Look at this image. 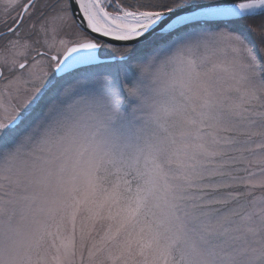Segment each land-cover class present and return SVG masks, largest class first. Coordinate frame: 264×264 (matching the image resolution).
Here are the masks:
<instances>
[{
	"label": "snow or ice",
	"instance_id": "obj_1",
	"mask_svg": "<svg viewBox=\"0 0 264 264\" xmlns=\"http://www.w3.org/2000/svg\"><path fill=\"white\" fill-rule=\"evenodd\" d=\"M257 13L0 0V264H264Z\"/></svg>",
	"mask_w": 264,
	"mask_h": 264
},
{
	"label": "rangeland",
	"instance_id": "obj_2",
	"mask_svg": "<svg viewBox=\"0 0 264 264\" xmlns=\"http://www.w3.org/2000/svg\"><path fill=\"white\" fill-rule=\"evenodd\" d=\"M52 2H54L53 0H51V3L50 4H53ZM127 2V0H126ZM45 11H48V9H44ZM255 15H260L259 13L255 14ZM253 15V16H255ZM241 25H243L244 27L248 28V29H253V28H257L261 25H264V18L263 19H253L251 21H248V24L246 23H241ZM77 31V29L75 28V26H72L70 29L67 30L68 34H74L75 32ZM102 51V56H103V50ZM104 69L103 68H100V69H80L79 72H85V71H103ZM78 72V74H79ZM75 73V72H74ZM73 74V73H72ZM76 74V75H78ZM75 75V76H76ZM75 76H72V77H65L63 76V78L61 79L60 83L61 85H69L73 82ZM54 95L55 93H50L49 96H47V98H45V101H49L51 100L52 98H54Z\"/></svg>",
	"mask_w": 264,
	"mask_h": 264
},
{
	"label": "trees",
	"instance_id": "obj_3",
	"mask_svg": "<svg viewBox=\"0 0 264 264\" xmlns=\"http://www.w3.org/2000/svg\"><path fill=\"white\" fill-rule=\"evenodd\" d=\"M263 19L264 18V15H255V16H252L251 18H249V19H245V20H242V21H240V23H246V24H248V21H251V20H253V19ZM50 94V93H49ZM49 96V95H48ZM45 98H47V97H45ZM43 107V102H42V105H41V108Z\"/></svg>",
	"mask_w": 264,
	"mask_h": 264
},
{
	"label": "flooded vegetation",
	"instance_id": "obj_4",
	"mask_svg": "<svg viewBox=\"0 0 264 264\" xmlns=\"http://www.w3.org/2000/svg\"><path fill=\"white\" fill-rule=\"evenodd\" d=\"M54 2H52L53 4L56 3V0H53ZM47 3H51V0H46ZM13 15H15V13H13ZM3 41H0V47H3ZM76 74H78V72H75L73 74H69V75H66L65 77H72V76H75Z\"/></svg>",
	"mask_w": 264,
	"mask_h": 264
},
{
	"label": "water",
	"instance_id": "obj_5",
	"mask_svg": "<svg viewBox=\"0 0 264 264\" xmlns=\"http://www.w3.org/2000/svg\"><path fill=\"white\" fill-rule=\"evenodd\" d=\"M227 2L240 3V2H246V0H227Z\"/></svg>",
	"mask_w": 264,
	"mask_h": 264
}]
</instances>
